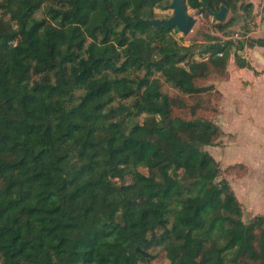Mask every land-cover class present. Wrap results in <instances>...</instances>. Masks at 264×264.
<instances>
[{
	"label": "trees",
	"instance_id": "obj_1",
	"mask_svg": "<svg viewBox=\"0 0 264 264\" xmlns=\"http://www.w3.org/2000/svg\"><path fill=\"white\" fill-rule=\"evenodd\" d=\"M44 1L0 0V264H152L155 247L170 264H264V214L244 221L223 176L246 164L203 148L224 131L208 114L222 91L200 82L228 77L233 41L197 60L175 26L146 21L163 0H59L37 15ZM245 44L264 38L232 52L252 68Z\"/></svg>",
	"mask_w": 264,
	"mask_h": 264
},
{
	"label": "rangeland",
	"instance_id": "obj_2",
	"mask_svg": "<svg viewBox=\"0 0 264 264\" xmlns=\"http://www.w3.org/2000/svg\"><path fill=\"white\" fill-rule=\"evenodd\" d=\"M170 1L163 0L162 4ZM252 1L254 6L251 13L244 11L236 3L235 7L229 8L224 20H217L210 14L199 13L195 8L187 5L188 12L196 18L195 23L187 33L177 27L171 30L173 39L179 44L191 46L194 58L197 60L207 56V53L201 51L204 44L228 39L233 41L227 65L233 75L227 80L213 74L207 82H200L202 84L212 82L222 91V95L213 94L214 109L208 114L212 115L224 131L218 143L204 145L203 148L209 150L222 167L234 162L246 164V172L243 175H237L230 170L223 172V176L229 181L242 203L244 221H248L254 214H264V90L259 94L253 85L248 86L249 81L243 80L244 73H237L238 67L232 53L239 43H247L249 38L256 37L260 33L264 34V0ZM58 2L59 0H45L37 15L44 14V6L58 5ZM154 12L157 17H168L172 14V7L170 4L166 7L155 6ZM228 19H230L229 25L223 29L217 26L219 21L225 22ZM253 46L245 44L244 48L239 50L248 57V47ZM236 74L239 76L235 77ZM154 76L159 77L162 91L170 95L183 94L159 71L155 72ZM152 250L157 254L152 264H170L165 250L161 247Z\"/></svg>",
	"mask_w": 264,
	"mask_h": 264
},
{
	"label": "water",
	"instance_id": "obj_3",
	"mask_svg": "<svg viewBox=\"0 0 264 264\" xmlns=\"http://www.w3.org/2000/svg\"><path fill=\"white\" fill-rule=\"evenodd\" d=\"M172 14L168 17L146 18V21L155 26L166 25L175 26L184 33H187L191 26L195 23V16L188 12L183 0H171ZM208 14L212 15L217 20H224L229 7L224 3L219 5L218 10H213L206 6Z\"/></svg>",
	"mask_w": 264,
	"mask_h": 264
},
{
	"label": "crops",
	"instance_id": "obj_4",
	"mask_svg": "<svg viewBox=\"0 0 264 264\" xmlns=\"http://www.w3.org/2000/svg\"><path fill=\"white\" fill-rule=\"evenodd\" d=\"M263 22H264V19H263ZM256 37L264 38V34L260 33ZM248 49H249L248 57H245L243 54H241L240 52L241 50H238V53L244 58H246L252 64V68L239 67L236 65L238 67L237 73L238 72L244 73L245 78L243 80L249 81L248 86L253 85L256 88V91L259 93L264 90V46L254 45L253 47H248ZM253 52L257 55H255ZM244 68H248L249 70H245ZM231 75H233L232 72H229V75L228 77H226V79L228 80L229 76L231 77ZM237 76H239V74H236L235 77Z\"/></svg>",
	"mask_w": 264,
	"mask_h": 264
},
{
	"label": "built area",
	"instance_id": "obj_5",
	"mask_svg": "<svg viewBox=\"0 0 264 264\" xmlns=\"http://www.w3.org/2000/svg\"><path fill=\"white\" fill-rule=\"evenodd\" d=\"M217 54H218V55H222V52H221V51H218Z\"/></svg>",
	"mask_w": 264,
	"mask_h": 264
}]
</instances>
